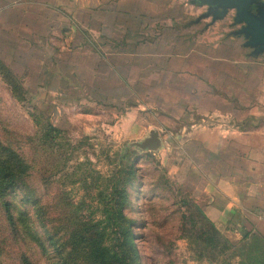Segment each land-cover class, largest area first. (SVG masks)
Returning <instances> with one entry per match:
<instances>
[{"label":"crops","instance_id":"obj_1","mask_svg":"<svg viewBox=\"0 0 264 264\" xmlns=\"http://www.w3.org/2000/svg\"><path fill=\"white\" fill-rule=\"evenodd\" d=\"M203 9L190 0H0V60L59 106L124 109L132 125L157 116L162 125L148 131L159 133L164 167L237 243L242 231L264 237V57L232 35V17L210 25ZM175 127L178 135L162 133Z\"/></svg>","mask_w":264,"mask_h":264},{"label":"rangeland","instance_id":"obj_2","mask_svg":"<svg viewBox=\"0 0 264 264\" xmlns=\"http://www.w3.org/2000/svg\"><path fill=\"white\" fill-rule=\"evenodd\" d=\"M19 83L24 90L27 87L22 100L0 76V142L18 148L34 168L25 185L0 199V264H79L78 254L88 258L104 253L121 264L119 209L133 235L135 264L237 262L239 248L219 254L213 242L204 240L201 234L209 228L196 214L192 225L186 224L182 218L190 214L191 193L169 173L168 165L164 167L158 153L136 147L148 137L151 123L162 125L157 116L147 119L141 114L132 125L124 109L59 106L51 93L41 97L43 91L32 93L31 84ZM47 124L62 132L49 150L53 155L49 162L42 151ZM163 131L179 133L177 127ZM121 155H129L136 168L125 202L122 186L111 178L126 166ZM98 223L114 228L103 243L93 228ZM75 226L83 227L81 236L87 233L85 243L97 240L93 248L72 249L68 240Z\"/></svg>","mask_w":264,"mask_h":264},{"label":"trees","instance_id":"obj_3","mask_svg":"<svg viewBox=\"0 0 264 264\" xmlns=\"http://www.w3.org/2000/svg\"><path fill=\"white\" fill-rule=\"evenodd\" d=\"M0 76H2L3 81L10 87L12 93L16 95L15 98H17L18 100H22L21 97L25 93L24 89L21 87L20 83L14 78L10 70L2 63L1 60ZM44 131L46 142L45 149H42V151L46 156L45 159L49 162V160L53 158V155L49 150L52 149V145L61 137L62 132L51 124H47ZM15 149L0 142V199L5 194H7L9 190L18 187L20 188V186L25 185L28 179L31 177V170L34 168V165L30 164L24 157H22L20 152H18V148L15 147ZM40 149L41 148H39V150ZM120 159L121 161L126 162V166L120 168V170H118L116 174H113L111 178L113 179V181H116L117 185L122 186L120 196L122 197L123 202H125L128 199L127 188L128 186L132 185L133 179L136 176V168H134L130 164L129 155H121ZM183 201L184 204L187 203L186 200ZM34 203V205L37 206L36 202ZM189 211L190 214H184L182 219L185 220L186 224L189 222V224L192 225L196 216L201 218V220L209 228L208 230L203 231L201 235L205 237V241L209 239L211 242H213L219 254H224L227 250L234 251L236 248H239V255L237 256V262L235 264H264L263 236L258 233L242 231L241 240L237 243H232L215 228L211 221L205 216L201 208L194 202L189 205ZM116 215L118 220L121 222V225L118 224L116 228L121 235V242L124 245V258L121 264H135L137 258L135 256V251L131 243L133 235L130 231V226H128V222L126 221L122 209L117 210ZM93 228L98 233H100L99 240H101L102 243L105 241V236L110 235L114 229L111 225L108 224L106 226H101V223H98ZM109 229L110 231L107 232ZM67 231H69V228L67 229ZM83 231V227L80 226H75L70 229L68 242L70 243L73 250L77 247L80 250H90V248H93L94 244H96L97 240H90L85 243L87 233L84 232V235L81 236V233H83ZM236 244H241V246L236 247ZM82 253L85 255V251H83ZM78 255L79 256L77 258V261L79 262V264H120L119 262L112 260L109 253H104L98 257L90 254V257L88 258L80 254ZM69 264L72 263L69 262Z\"/></svg>","mask_w":264,"mask_h":264},{"label":"water","instance_id":"obj_4","mask_svg":"<svg viewBox=\"0 0 264 264\" xmlns=\"http://www.w3.org/2000/svg\"><path fill=\"white\" fill-rule=\"evenodd\" d=\"M191 3L206 7L199 20L210 19V25L232 17V33L244 40L243 46L250 50L253 58L264 57V0H190ZM161 146L157 131H150L148 137L136 144L140 150L156 153Z\"/></svg>","mask_w":264,"mask_h":264}]
</instances>
